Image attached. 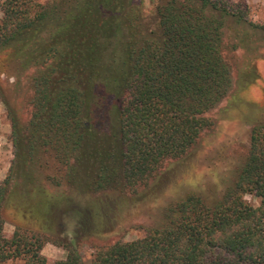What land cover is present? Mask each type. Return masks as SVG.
<instances>
[{"label": "trees", "instance_id": "trees-1", "mask_svg": "<svg viewBox=\"0 0 264 264\" xmlns=\"http://www.w3.org/2000/svg\"><path fill=\"white\" fill-rule=\"evenodd\" d=\"M152 15L138 0H0V74L29 89L21 118L0 88L11 148L0 264H48L45 243L65 252L50 264H264V118L217 198L188 191L141 236L81 258L127 195L211 126L205 113L231 81L223 49L264 44L245 0H159Z\"/></svg>", "mask_w": 264, "mask_h": 264}, {"label": "rangeland", "instance_id": "rangeland-1", "mask_svg": "<svg viewBox=\"0 0 264 264\" xmlns=\"http://www.w3.org/2000/svg\"><path fill=\"white\" fill-rule=\"evenodd\" d=\"M35 1L42 4L46 0ZM138 1L145 21L151 23L153 8L159 0ZM245 2L248 6V19L253 23H263L264 0ZM223 56L230 66L231 81L225 96L205 113L211 120V126L199 134L184 155L163 161L145 188L138 187L136 195H127L113 230L108 234L92 236L79 246L83 261L90 258L93 245L141 236L146 227L157 223L168 202L186 192L196 191L213 199L232 181L245 155L250 126L264 118V44L250 50L223 49ZM0 88L19 116L26 117L29 89L25 77L15 80L9 75L0 74ZM8 134L9 121L0 97V179L11 157ZM244 199L252 206L258 201L248 194L244 195ZM11 230L12 227L5 223L2 233L7 237ZM40 252L48 264L65 255L63 249L50 243H45ZM6 264L21 262L13 260Z\"/></svg>", "mask_w": 264, "mask_h": 264}]
</instances>
